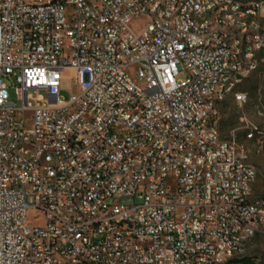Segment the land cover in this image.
Segmentation results:
<instances>
[{
	"label": "built area",
	"instance_id": "1",
	"mask_svg": "<svg viewBox=\"0 0 264 264\" xmlns=\"http://www.w3.org/2000/svg\"><path fill=\"white\" fill-rule=\"evenodd\" d=\"M88 1L98 11L84 1L0 0V264L242 261L264 199L251 200L246 151L220 135L213 86L229 71L243 82L259 65L254 51L264 57V0L247 11L237 0ZM213 10L228 31L206 27ZM138 18L145 25L134 29ZM136 63L146 70L130 77ZM67 77L78 91L65 101ZM33 211L43 225L27 223Z\"/></svg>",
	"mask_w": 264,
	"mask_h": 264
},
{
	"label": "rangeland",
	"instance_id": "2",
	"mask_svg": "<svg viewBox=\"0 0 264 264\" xmlns=\"http://www.w3.org/2000/svg\"><path fill=\"white\" fill-rule=\"evenodd\" d=\"M246 2L250 0H237ZM132 27L142 28L145 25L143 18L134 19ZM177 79H186L187 75L181 71ZM8 87L9 101L15 103L13 89L10 82L5 81ZM78 91L77 85L69 77L60 82L59 96L62 100H68L70 94ZM44 95L43 92H40ZM244 94L245 99L238 98ZM218 104L219 130L221 137L232 139L245 148L247 162L256 170V176L251 186V200L264 199V57L260 55L258 68L240 85L234 92L228 93ZM249 130H253L252 139L245 136ZM27 223L31 226H41L43 217L37 211L30 212ZM264 244V231L256 234L248 243L244 258H248L245 264H264L262 245ZM243 258V259H244ZM242 264V262H240Z\"/></svg>",
	"mask_w": 264,
	"mask_h": 264
},
{
	"label": "bare ground",
	"instance_id": "3",
	"mask_svg": "<svg viewBox=\"0 0 264 264\" xmlns=\"http://www.w3.org/2000/svg\"><path fill=\"white\" fill-rule=\"evenodd\" d=\"M74 1H84V8H90L91 11H98V3H92L88 0H74ZM250 1L240 3V11H247L249 9ZM221 17H228V9H221ZM220 18V10L210 11L206 19V27L216 26L217 31H228L227 23H218ZM259 34H263L264 42V21H261L259 24ZM263 54V51H254L250 57V64H259L260 55ZM235 58L238 63L247 62L246 50L242 48V45H235ZM258 67L254 68L256 71ZM139 70H146V63H136V67H132L130 70V77H138ZM238 78V71H229V78L225 76H217L215 81V86H213V95L215 96L216 101H221L223 98L235 89L242 82L235 80ZM232 89H228L231 87ZM254 135L253 130H249L246 134L247 139H251ZM23 147H31V140H23ZM49 150L58 151V143H49ZM244 151L245 148H243ZM15 151V143H7V152ZM247 154V152H246ZM246 171L251 172V177L255 179L256 170L255 168L247 162L246 156ZM55 183H63V176H55ZM257 210L264 211V201L257 203ZM264 231V223H254V233L255 235ZM253 232H245V239L243 249L238 251V259H243L246 254V248L251 239L255 236ZM44 256H53V247L44 248ZM167 257L176 258L175 250H167ZM220 257L230 258L237 257V250H220ZM56 262H64V254L56 253ZM241 262V261H240ZM240 262H234L233 264H240Z\"/></svg>",
	"mask_w": 264,
	"mask_h": 264
},
{
	"label": "trees",
	"instance_id": "4",
	"mask_svg": "<svg viewBox=\"0 0 264 264\" xmlns=\"http://www.w3.org/2000/svg\"><path fill=\"white\" fill-rule=\"evenodd\" d=\"M248 260V258H244L241 262H242V264H245V261H247Z\"/></svg>",
	"mask_w": 264,
	"mask_h": 264
}]
</instances>
